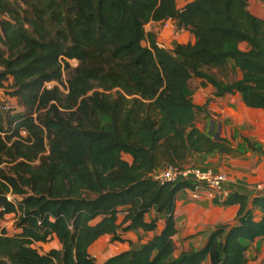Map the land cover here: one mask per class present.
Returning a JSON list of instances; mask_svg holds the SVG:
<instances>
[{
    "label": "trees",
    "instance_id": "obj_1",
    "mask_svg": "<svg viewBox=\"0 0 264 264\" xmlns=\"http://www.w3.org/2000/svg\"><path fill=\"white\" fill-rule=\"evenodd\" d=\"M184 1L0 0V85L23 105L0 111V264H248L264 194L232 192L222 203L238 206L236 223L175 255L177 195L193 184L152 174L190 166V152L235 151L198 126L213 99L239 94L264 111V19L250 0ZM168 19L194 40L167 48L146 30ZM196 78L214 87L203 105ZM160 216L146 242L102 263L91 254L101 236L154 231Z\"/></svg>",
    "mask_w": 264,
    "mask_h": 264
},
{
    "label": "crops",
    "instance_id": "obj_2",
    "mask_svg": "<svg viewBox=\"0 0 264 264\" xmlns=\"http://www.w3.org/2000/svg\"><path fill=\"white\" fill-rule=\"evenodd\" d=\"M185 3L184 0H179V6ZM146 30L156 32L158 39L162 41V39H168L167 34L171 33L172 29L163 28L160 23L152 21L147 24ZM193 40L189 32L182 30L176 40L174 39L172 46L179 42ZM241 47L247 49L249 45L243 42ZM240 76L241 71L238 70L237 77ZM196 79L199 83L195 86L191 84L195 89L194 97L196 94H203L205 98L202 101H194L203 105L208 97L214 96V87L211 84L202 85L201 79ZM208 111H211L216 118L218 115L221 117L219 123V127L221 123L223 127L221 137L227 138L235 151L211 154L190 152L187 165L212 168L226 173L227 180L224 186L230 194L234 191L249 195L264 194V111L246 106L239 94H227L213 99ZM222 201L210 198L194 199L188 188L178 193L175 207L177 233L173 238L176 247L175 255L192 248H201L207 242L210 233L218 226L236 223L238 206L225 205ZM157 215L156 209H153L146 214L145 220L149 222ZM164 226L165 218L160 216L154 231H145L141 228L120 230L121 240H113L112 234H105L97 239L89 250L97 261L102 263L111 256L130 249L132 245L146 242L159 233ZM247 256L248 264L264 262V236L251 244ZM202 264H211L210 259L207 258Z\"/></svg>",
    "mask_w": 264,
    "mask_h": 264
},
{
    "label": "rangeland",
    "instance_id": "obj_3",
    "mask_svg": "<svg viewBox=\"0 0 264 264\" xmlns=\"http://www.w3.org/2000/svg\"><path fill=\"white\" fill-rule=\"evenodd\" d=\"M182 3L180 2V5ZM249 8L252 13L255 15L264 18V0H250L249 1ZM182 30H178L175 25L171 30V33L169 32L168 39L163 40L162 43L167 47L170 48L172 46V43L174 42V39L176 40L177 35H179V32ZM183 41V40H182ZM71 64L73 66L76 65L75 61H72ZM230 69V68H229ZM208 73L215 74L219 79H222L224 81H231L237 77V74L231 73L227 76V74L218 68H210L206 69ZM65 79L67 78V74L64 77ZM199 82L197 79L192 80L191 84L192 85H197ZM10 82H5L4 86L0 85V111H6L9 108H16L17 110L23 109V105L20 102V100L17 97L12 96L9 91H8V86ZM54 84V83H51ZM50 84V85H51ZM208 95V94H207ZM205 98V95L203 94H196L194 97V100L196 101H202ZM221 117L218 115L217 118L212 115L211 111H207V113L200 112L198 113V118H197V123L198 126L205 131L206 133H211L215 139L218 138L217 134H219V137L223 134V127L222 123L221 126L219 127ZM227 123V122H226ZM14 215L9 214L7 215L3 221L2 224L5 228H7L10 232L13 231V223H14ZM51 245H56L55 242L51 244H46L45 247L48 248Z\"/></svg>",
    "mask_w": 264,
    "mask_h": 264
},
{
    "label": "built area",
    "instance_id": "obj_4",
    "mask_svg": "<svg viewBox=\"0 0 264 264\" xmlns=\"http://www.w3.org/2000/svg\"><path fill=\"white\" fill-rule=\"evenodd\" d=\"M174 24V20L168 19L164 22L163 28L172 29ZM22 133L25 134V132ZM152 177L161 183L178 182L180 180L191 181L193 185L188 189L194 199L210 198L222 201L230 195L229 190L224 186L227 174L215 171L212 168L196 165L177 168L168 165L155 171Z\"/></svg>",
    "mask_w": 264,
    "mask_h": 264
},
{
    "label": "water",
    "instance_id": "obj_5",
    "mask_svg": "<svg viewBox=\"0 0 264 264\" xmlns=\"http://www.w3.org/2000/svg\"><path fill=\"white\" fill-rule=\"evenodd\" d=\"M217 136H218V138H217V139L219 140V138H220V137H219V134H217Z\"/></svg>",
    "mask_w": 264,
    "mask_h": 264
}]
</instances>
